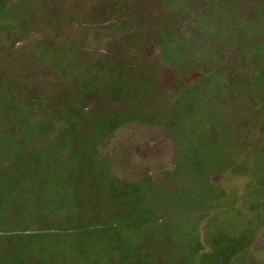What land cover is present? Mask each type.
Here are the masks:
<instances>
[{
    "label": "rangeland",
    "instance_id": "1",
    "mask_svg": "<svg viewBox=\"0 0 264 264\" xmlns=\"http://www.w3.org/2000/svg\"><path fill=\"white\" fill-rule=\"evenodd\" d=\"M0 264H264V0H0Z\"/></svg>",
    "mask_w": 264,
    "mask_h": 264
}]
</instances>
